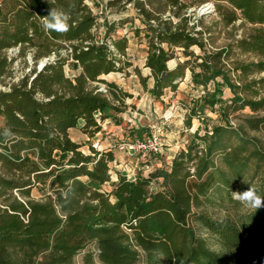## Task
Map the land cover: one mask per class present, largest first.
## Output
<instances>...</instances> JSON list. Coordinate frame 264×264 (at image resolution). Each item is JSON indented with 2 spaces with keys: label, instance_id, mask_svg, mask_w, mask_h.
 <instances>
[{
  "label": "trees",
  "instance_id": "16d2710c",
  "mask_svg": "<svg viewBox=\"0 0 264 264\" xmlns=\"http://www.w3.org/2000/svg\"><path fill=\"white\" fill-rule=\"evenodd\" d=\"M208 1L224 26L249 25L233 45L211 50L209 29L189 24L184 10ZM168 3L169 15L161 17L134 1L136 26L132 18L101 20L87 0H0V77L11 65L7 49H29L35 58L17 83L0 89V264H76L80 253L82 264H264V247L256 244L264 208L238 212L243 205L231 196L255 186L264 197V77H252L264 72V0ZM51 8L69 15L67 33L44 30ZM127 21L131 30L117 35ZM134 39L146 43L149 73L132 70L151 102L175 92L187 70L203 93L188 105L185 127L208 112L218 119L203 133L198 126L169 162L160 157L153 171H116L114 178L110 164L120 141L96 149L91 139L105 121L118 125L134 108L126 101L132 93L103 78L131 65ZM237 51L257 59H232ZM178 52L182 61L169 67ZM52 54L38 71V60ZM245 107L250 112L231 123L230 115ZM70 129L88 139L73 140ZM123 132L133 139L151 129L126 125L118 140ZM34 188L44 192L41 199L32 197ZM215 201L232 211L210 215L205 207Z\"/></svg>",
  "mask_w": 264,
  "mask_h": 264
},
{
  "label": "rangeland",
  "instance_id": "374dc122",
  "mask_svg": "<svg viewBox=\"0 0 264 264\" xmlns=\"http://www.w3.org/2000/svg\"><path fill=\"white\" fill-rule=\"evenodd\" d=\"M109 0H87V4L91 7L93 13H99L104 18H116V19H133V25L139 24V21L136 17L135 8H134V1H143L146 7L153 9L155 13L161 14V17H165L168 14L167 6L169 0H119L113 7H107ZM185 4L191 3L194 0H180ZM212 3L213 8L206 9L207 5ZM215 7L213 2L208 1L199 6L196 4L191 7H187L184 11L190 17V23H196V28H208L209 33H204V38L206 41L207 48L211 50L220 49L225 47L229 44L234 43L235 39L240 38L246 31L248 24L241 23L237 21L235 24L230 26H224L217 16L216 12L214 11ZM120 21V20H119ZM123 21V20H122ZM132 25L127 22H123L116 28V34L119 35L124 30H131ZM143 39V38H141ZM134 39L128 44V52L133 53L135 56V64L136 67H141L140 70L144 72L142 69V62H144L143 57L146 53V43L144 40ZM196 52H198L197 47L194 48ZM5 55L11 60V65L8 68V72L0 77V89H7L10 85L15 84L21 79L26 73L30 71V69L34 66V59L33 53L26 49L22 52L21 49L15 47L13 49H7L5 51ZM61 55L65 56L66 52L61 51ZM233 57V56H232ZM240 59L243 61H254L257 59V56L252 53H240L236 52L235 58L232 59ZM182 57L180 56L179 52L176 54V57L171 59L168 62L169 67H173L177 62L182 61ZM46 58L38 60L36 63V69L39 68V65L43 66L46 64ZM144 67V66H143ZM133 68H129L128 70L124 69L122 71L124 76V80H118V84L121 85L120 87L123 90L132 93V97L128 98L126 101L127 103H131L134 105V108L129 110L127 113L123 115L122 123L119 124V127L113 128V125H106L104 131H108V129H112L115 133L117 131H121L120 129L126 125V120L129 119L136 120L137 122L141 123V125L148 127L151 129V132H157L160 134L162 139V152L158 156L150 155L149 158H141L138 155H129L123 153V151H119L118 148L115 150L116 155V162H112L110 164V172L112 173L111 176L115 178L116 171H122L130 176L135 175L136 172L142 171L146 174L148 171H153L154 168L159 167L161 165L160 157H164L165 161L169 162L171 159V155L186 147V143L189 141V136L193 133V131L200 126V133H203L205 124L211 126V122L217 121V115L214 112H208L206 114V119L203 121H199L197 118H193L191 122V126L189 129L185 127L184 119L185 114L187 113V107L192 101L193 98L198 97L203 93L202 87L195 88L193 87L190 79L189 72L185 71V77L182 81H180L178 85V89L174 91L167 90V92L162 95L160 100L151 102L146 99L145 94L138 89L134 88L135 81L132 79H138V77H130V74H133ZM68 70V69H67ZM69 74V70L66 72ZM252 77L260 78L264 77V72L255 73ZM108 80H111L110 76H107ZM118 79V78H117ZM92 85V84H91ZM212 86H210L211 88ZM137 91L140 93L137 94ZM260 95L264 96V88H261ZM230 92L227 88L224 87V98L229 97ZM248 108H244L242 110H238L233 112L230 115L231 123H236L238 117L241 114L249 113ZM262 113V112H260ZM121 118V119H122ZM201 123V125H199ZM113 132V133H114ZM121 133V132H120ZM252 135L257 134L255 131H250ZM124 140L128 141L129 135L127 136L126 132H123ZM81 133L79 131L73 130L72 137L73 138H80L85 140L81 137ZM92 140V139H91ZM93 141V140H92ZM105 141V140H104ZM121 141V140H117ZM119 144V143H118ZM117 144V147H118ZM84 151H88L87 147H82ZM148 161V163H147ZM147 163L148 166H144ZM143 166V167H142ZM103 188L109 189V184H105ZM44 192L41 190H34L32 191V197L34 199H41L43 197ZM205 209L207 212L214 216V217H221L231 212L233 208L228 205L226 207L220 205L216 201L206 205ZM239 211H246L251 210L247 209L244 206L237 207ZM256 243L259 247H264V235H261L259 240ZM82 253L78 254L75 258L76 264H82Z\"/></svg>",
  "mask_w": 264,
  "mask_h": 264
},
{
  "label": "clouds",
  "instance_id": "9594fccd",
  "mask_svg": "<svg viewBox=\"0 0 264 264\" xmlns=\"http://www.w3.org/2000/svg\"><path fill=\"white\" fill-rule=\"evenodd\" d=\"M69 15L63 10L51 8L46 16H43V28L45 31L67 33L70 30ZM233 200L238 201L247 209L264 208V197L258 194L255 186H249L246 190L231 192Z\"/></svg>",
  "mask_w": 264,
  "mask_h": 264
},
{
  "label": "built area",
  "instance_id": "2783aa9c",
  "mask_svg": "<svg viewBox=\"0 0 264 264\" xmlns=\"http://www.w3.org/2000/svg\"><path fill=\"white\" fill-rule=\"evenodd\" d=\"M213 8L212 3L210 5H207L206 9ZM15 47L9 48L13 49ZM55 55L52 54L48 57H46V62L53 61ZM43 65V63H42ZM43 67V66H42ZM41 67V68H42ZM40 65L38 68V71L41 69ZM98 90L105 91L103 85H99ZM92 146L96 149H100L101 146V138L97 134L92 139ZM162 139L160 137V134L157 132H151L148 135H144L142 137H136L133 139H130L128 141H123L118 145V150L128 153L129 155H140L142 158H149L150 155H157L162 152Z\"/></svg>",
  "mask_w": 264,
  "mask_h": 264
},
{
  "label": "crops",
  "instance_id": "0c3cea01",
  "mask_svg": "<svg viewBox=\"0 0 264 264\" xmlns=\"http://www.w3.org/2000/svg\"><path fill=\"white\" fill-rule=\"evenodd\" d=\"M127 50H128V48H127ZM145 57H146V53H145V55H144V57H143V60H145ZM134 59H135V56L133 55V53L131 52V53H129L128 51H127V61H129V63H131V65L128 67V68H126V70H128V72H130V70H129V68H133V67H136V64H135V61H134ZM141 66H142V69H144V72L142 71V73H144V74H147V73H149V71H148V69L147 68H145V67H143L144 66V62H142V64H141ZM138 68L140 69L141 67H139L138 66ZM70 71V70H69ZM74 71H77V72H79L80 71V68H75V70ZM70 73H71V71H70ZM125 74H123V73H120V74H117L116 72H110V73H108V74H106V75H103V78H105V79H107V76H110V78H112L111 80H113V81H115V83L120 87L121 85H119L118 84V80H124V76ZM136 77V75L135 74H130V77ZM118 78V79H117ZM125 78H127V77H125ZM108 80V79H107ZM133 81H135V83H136V85L135 84H131L130 83V85H134V88H136V89H138L139 91H141V92H143L142 91V88L140 87V84H139V81H138V79H132ZM121 88V87H120ZM139 91H137V94H139L140 92ZM145 94V93H144ZM145 97H146V99H148L149 101H151L150 99H149V97H148V94H145ZM129 111V110H128ZM122 117H123V115H122ZM124 118V117H123ZM123 118H122V120L121 121H124L123 120ZM116 121V120H115ZM120 123H122V122H120ZM134 123H139V122H137L135 119L134 120H130L129 119V121H127L126 120V125L127 126H131L132 124L134 125ZM141 124V123H140ZM106 125H113V128H116V127H119V124L117 125V124H114L113 122H110L109 120H107V121H105L103 124H102V131H100L99 133H98V135L100 136V138H101V146H100V149H102V148H104V147H107V146H112L113 145V143L114 142H116V140H118V139H121L122 137H123V135H122V133H120L122 130H123V128L126 126V125H124L120 130L121 131H117V133H115L112 129H108V131H104V129L106 128L105 126ZM73 130L74 129H70L69 130V135L71 136V138L73 139V140H76V141H85V140H87L88 139V137H86L84 134H82L81 133V137H83L85 140H83V139H80L79 137L78 138H73L72 137V132H73ZM114 132V133H113ZM105 140V141H104ZM91 142H92V140H91ZM123 153H125V154H128V153H126V152H123ZM131 156V155H130ZM115 162H116V160H115ZM146 167L148 166V165H145ZM143 167V166H142Z\"/></svg>",
  "mask_w": 264,
  "mask_h": 264
},
{
  "label": "water",
  "instance_id": "95a60500",
  "mask_svg": "<svg viewBox=\"0 0 264 264\" xmlns=\"http://www.w3.org/2000/svg\"><path fill=\"white\" fill-rule=\"evenodd\" d=\"M43 65H40V68L42 67Z\"/></svg>",
  "mask_w": 264,
  "mask_h": 264
}]
</instances>
